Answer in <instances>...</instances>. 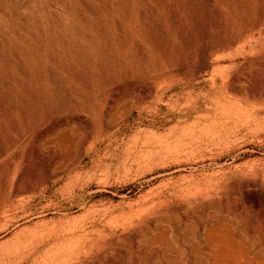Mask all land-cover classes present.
<instances>
[{"label":"rangeland","instance_id":"rangeland-1","mask_svg":"<svg viewBox=\"0 0 264 264\" xmlns=\"http://www.w3.org/2000/svg\"><path fill=\"white\" fill-rule=\"evenodd\" d=\"M81 1L86 7L78 4ZM33 2L27 10L42 6V0ZM70 2L78 4L80 14L67 9ZM53 3L60 10L58 24L68 33L54 40L61 46L54 47L47 66L53 74L42 73L45 82L60 79L56 70H67L62 61L74 48L82 53L88 44L107 45L115 52L114 59L120 54L125 58L119 28L133 32L124 49L132 50L134 42L142 41L151 50L146 59L136 60L142 59L141 67L116 64L114 73L128 74L127 83L117 89L113 82L118 78L104 87L94 77L88 97L114 103L107 102L103 111L97 107L84 119L88 124L71 125L61 135L63 143L57 150L61 149V161L68 168L60 176L43 184H20L36 185L30 201L35 214L0 232V264H264V0H168L177 16L171 18L168 5L157 12L165 26L163 34L156 30L163 50L149 44L147 35H139L135 18L115 15L103 21L111 39L106 27L93 28L82 10H96L94 0ZM14 7L16 13L25 11L21 4ZM129 10L135 17L134 6ZM197 19L203 21V43L197 33L188 38L193 42L192 64L177 71L191 70L203 55L216 66L226 65L232 55L238 67L247 68L241 81L245 93L233 96L236 102L225 109L215 99L203 101L200 109L193 103L173 108L166 100L156 107L149 99L148 107L140 110L142 91L153 83L167 84L164 75L177 72L172 57L178 59L184 50L182 29L193 28ZM220 40L228 42L215 48ZM165 47H176L178 52H167ZM210 74L197 75L193 84L175 93L208 89ZM21 75L13 68L5 74L7 88L25 89ZM224 75L216 78L215 86L223 84ZM82 90L86 92V86ZM64 94L71 99L67 90ZM81 102H71L68 108ZM2 121L0 137L9 133ZM40 163L43 174L44 159ZM17 184L0 181V203H18L8 200ZM224 222L243 234L246 245L227 240L215 244L210 231ZM19 239L27 244L13 253Z\"/></svg>","mask_w":264,"mask_h":264},{"label":"bare ground","instance_id":"bare-ground-1","mask_svg":"<svg viewBox=\"0 0 264 264\" xmlns=\"http://www.w3.org/2000/svg\"><path fill=\"white\" fill-rule=\"evenodd\" d=\"M33 1L0 0V120H3L2 122H5L9 129V133L0 137V181L7 182L9 180V183H18L10 189V198L8 199H17L18 203H0V232L35 214L30 208V201L35 197L36 185H20L21 183H47L60 176L68 168V165L61 161V149L57 150L58 147L61 148L63 143L61 135L67 128L81 122L88 124L84 119L93 116L97 107L103 111L107 102L114 103L112 100L96 101L94 95L88 97V93L93 91L91 82L95 80L94 77L96 76L98 81L102 80L99 85L104 87L108 81L112 80L113 82L118 78L113 82V86L115 85L117 89L120 84L127 83L125 80L128 74L114 73L113 68L116 67V64L121 61L124 62V65L134 63L133 66L141 67L144 64L142 59L136 60L143 56V59H146L151 50L148 46L145 47L142 41L139 42V45L134 42L132 50L128 51L126 47L124 49V44L127 43L133 32L128 28L126 30L119 28L118 36L123 39L119 48L122 47L120 50L125 51V58L120 54L115 58L116 61L114 59L115 52L107 45L100 48L88 44L87 49L82 53L70 46L71 49L74 48V52L67 51L66 58L62 61V65L67 67V70H56L60 76L56 83L45 82L43 74L46 72L53 74L47 66H50L53 59L54 47L60 48L59 46H61V43L54 44V40L67 35L68 32L58 24L57 18H60L58 15L60 10L53 0H42L41 7L36 5L31 10H27V5L34 4ZM63 1L67 0H58L60 3ZM94 3L98 5L96 10H82V14H87L86 17L93 28L100 30L106 27L105 34L111 39V32L103 21L115 15L125 19L135 18L134 22L139 35L142 38L147 35L149 44L156 43L159 46L158 49L163 50L161 38L157 36L156 30L163 34L165 26L162 19L157 17V12L163 5H168V0H94ZM15 4L17 6L21 4L25 11L16 13ZM70 4L67 5V9H74V14L81 12L76 7L78 4L86 7L84 1L78 4L70 2ZM131 6L137 10L134 13L135 17L130 15ZM167 8L171 18L174 19L177 16L174 5H168ZM194 33H197V39L203 43L205 32L202 20L197 19L195 24L193 23V28L185 26L182 29V38L186 37L184 50L178 53L180 54L178 59L176 56H169H173V66L176 71L192 64L193 42L188 38L193 37ZM226 42L216 41L215 48L220 49ZM165 50L178 52L176 47H165ZM131 53L134 54L133 58H131ZM161 54L163 55V53ZM208 56H201L199 58L201 63L191 70L166 73L164 76L169 80L167 84L156 85L153 83L143 90L138 103L139 109L145 110L148 107L146 101L149 99H153L152 103H155L156 107L166 100L173 108H176L180 103H193L192 107L200 109L198 107L200 103L212 99L217 100L220 109L230 107L236 102V98L233 96L239 97L245 93L241 81L248 74L247 68L238 67L237 61L232 55H229L226 65L222 66H216L214 60H210ZM74 61L79 62V66L72 67ZM254 64L259 65L257 61ZM31 67L33 71H31ZM12 68L15 72L21 73V76L26 80L23 86L26 90L18 87L13 90L7 88V78L4 75L9 73ZM208 71H211L209 79L211 86L208 89L204 87L198 91L191 89L175 93L185 85L193 84L197 75ZM223 74H225L223 77L226 80L220 87L215 86L216 78ZM36 75L39 80L36 79ZM100 75L103 76V79L100 78ZM62 78L69 81L67 87L66 80L61 84ZM85 81L87 85L83 84ZM153 81L155 79H151V82ZM85 86L86 92L82 90ZM161 86L163 88L160 90ZM66 90L71 95V99L64 98ZM76 100L82 102L68 108V104ZM226 112H229L228 109ZM29 146L31 148L26 153ZM49 151L54 153L50 154ZM42 159L46 165V172L43 174L40 173L41 166H38ZM33 166L39 168L33 170ZM18 208L22 212L21 215H17ZM210 233L213 235L215 244L224 243L227 240L246 245V238L243 234L232 229L226 222L213 228ZM192 235L195 233L193 232ZM26 244V240H17L12 252L18 253Z\"/></svg>","mask_w":264,"mask_h":264}]
</instances>
